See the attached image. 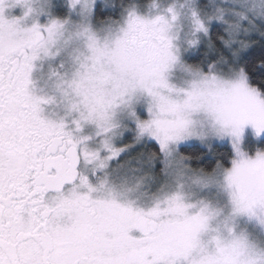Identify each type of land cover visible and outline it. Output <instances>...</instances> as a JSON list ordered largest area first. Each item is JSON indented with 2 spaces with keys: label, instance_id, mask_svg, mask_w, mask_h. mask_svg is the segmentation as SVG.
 Segmentation results:
<instances>
[{
  "label": "snow or ice",
  "instance_id": "obj_1",
  "mask_svg": "<svg viewBox=\"0 0 264 264\" xmlns=\"http://www.w3.org/2000/svg\"><path fill=\"white\" fill-rule=\"evenodd\" d=\"M0 264H264V0H0Z\"/></svg>",
  "mask_w": 264,
  "mask_h": 264
}]
</instances>
